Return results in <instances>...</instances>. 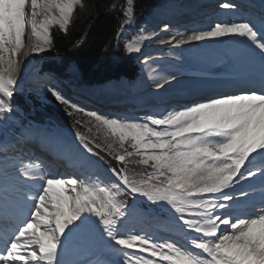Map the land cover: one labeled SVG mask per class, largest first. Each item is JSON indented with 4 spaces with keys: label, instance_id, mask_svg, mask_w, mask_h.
<instances>
[{
    "label": "snow or ice",
    "instance_id": "6c2138e0",
    "mask_svg": "<svg viewBox=\"0 0 264 264\" xmlns=\"http://www.w3.org/2000/svg\"><path fill=\"white\" fill-rule=\"evenodd\" d=\"M127 4L124 15L130 21L132 0ZM78 6L83 7L82 0H0V120L13 111L10 98L22 71L17 57L27 38L29 14L37 38L31 53H40L53 44L54 27L68 31ZM223 37L238 44L242 60L259 63V87L134 118L87 110L55 87L49 90L67 106L69 116L95 121L97 131L112 140L108 155L120 167L109 165L101 172L99 162L91 159L98 155L94 140L80 131L75 136L89 156L65 147L67 158L78 161L79 175L49 172L36 179L41 165H22L20 175L34 180L32 195L14 204L0 202V264H62L59 250L66 240L94 233L121 253L120 264H264V18L219 19L207 30L186 37L178 33L169 43L181 47ZM149 38L129 39L125 48L138 52L141 40ZM130 163L152 171L130 178ZM257 177L259 201L253 195ZM125 193L168 206L183 236L160 240L134 228L128 223ZM241 201L246 208L238 214L234 205Z\"/></svg>",
    "mask_w": 264,
    "mask_h": 264
},
{
    "label": "bare ground",
    "instance_id": "6f19581e",
    "mask_svg": "<svg viewBox=\"0 0 264 264\" xmlns=\"http://www.w3.org/2000/svg\"><path fill=\"white\" fill-rule=\"evenodd\" d=\"M209 4L210 0H178L175 4L166 9H159L153 16H151V19L146 21L147 25L145 28L141 29L139 33H136L135 37L133 35L134 38L150 37L149 39L141 40V49L138 52L143 55V58L144 56L146 58L142 60L143 67L138 77L133 81H129V79L125 77L114 78L107 82L97 83V89L81 88V90L95 96V102H99L102 97L120 101L124 104L126 103L125 101L129 100V98H137L141 99L138 101L139 103H143L141 106H144V104L147 105L150 101L149 99L151 95L159 96L163 100L171 99V102L172 100L178 102L180 101V99L177 98L178 96L184 95V93L187 94L188 91H191L189 93H193L195 91L202 90L200 89L202 86H204V88L211 86L210 93H212L214 90L212 86L220 85L219 83L222 81V79L219 78L221 75L218 76V74L224 70H231L234 74L237 73L239 75H247L251 73L258 74V71L261 70L259 63L242 60L238 53L239 46L231 38L223 37L215 40L193 42L190 45H184L181 47H176L174 43H169L171 37L177 36L178 33L184 34L186 37L191 34V31L193 30H207V25L211 22L219 19H232L242 15V12L237 11L235 8L224 9L222 7L219 11H215L216 5H212L210 9H208L207 7L210 6ZM186 15L191 16L190 19L182 18ZM28 19L30 25V14ZM165 25L169 26L167 30H165ZM27 31L28 33L25 42H28V40L30 42L29 45H25L24 43L18 53V59L26 57L29 53L30 55L33 54L31 53V48L37 38L31 34L30 27H28ZM174 59H176V62H173ZM25 66L26 63H23L22 69H25ZM169 74H171L170 80L167 78ZM253 78V81H255L256 76H253ZM239 81H241L239 78L232 80V82ZM158 85H160V87H158ZM70 91L72 92L73 90ZM72 93L80 98L81 102L89 103L91 101L85 97L84 94L79 95L75 92ZM191 97L192 96H185L183 100H189ZM203 99L199 101H202ZM152 106V104H148V107L152 108ZM175 107L177 106L174 103L166 105L165 101L162 102V100H160L158 101L157 108H155L156 110L147 109L145 111H141L140 113H135L134 115L143 117L147 114L155 112L166 113V111ZM121 111H125V108L122 107ZM127 115H131V113H126L120 117H127ZM65 143L63 145L57 142L59 149L63 150V155L66 156L65 147L67 145ZM37 145L40 146L39 144ZM70 145L73 146L77 144L76 142H72ZM17 146H23V144ZM80 148L81 147L78 149L80 150ZM72 150L77 153L75 149ZM80 154L84 156L82 152H80ZM45 156H48L47 153H45ZM49 160H51V158H43L45 163L49 162ZM16 167L17 170L15 171H0V184H3V186L13 185V187L11 186V190L0 185V202L7 200L9 203L14 204L16 202H22L26 197H30L32 195L30 189L33 185H30L29 183H31V181L34 182V180L23 178L20 175L21 164L18 163ZM42 170L43 169L40 168L38 171L34 172L36 179L40 176L47 178V172L44 173ZM68 176L70 177L71 174ZM254 186L257 191L253 195H259V177L256 178ZM243 205V201L234 205L238 214L245 210L246 205L243 209L240 208ZM239 208L241 209L240 211ZM140 217L145 218L146 216L140 215ZM147 222L150 223V220H147ZM158 230L170 231L167 225L162 224L161 228L156 227L151 229V232L157 239H167V237L159 233L156 236V232ZM98 236L99 235L95 233L80 234L79 238L81 240L79 243L70 242L71 238L66 240L62 249L59 250V259L63 256H67L64 254L67 253V251L64 250L69 251L71 250V246H73V249L77 246V249L73 252V254H68L70 261L73 262L76 261V259H79L80 252L83 251L86 254V260L84 262L91 261L93 264H97V261H100L97 254L103 255L100 252L104 249L106 250V248H104L105 245L102 244V240L95 239L98 238ZM73 237L72 239H74Z\"/></svg>",
    "mask_w": 264,
    "mask_h": 264
},
{
    "label": "trees",
    "instance_id": "16d2710c",
    "mask_svg": "<svg viewBox=\"0 0 264 264\" xmlns=\"http://www.w3.org/2000/svg\"><path fill=\"white\" fill-rule=\"evenodd\" d=\"M164 0H134V12L145 18L153 7ZM126 0H82L83 7H77L72 24L65 33L54 27L53 44L40 63V69L56 70L68 76L66 69L70 61L79 67L85 82H97L111 77L127 75L131 78L138 74L134 57L122 45H117V37L124 21ZM61 56L63 61H59ZM40 56H36V59ZM14 104L21 106L29 116L43 122H50L67 128L71 132H82L94 140V150L113 165L119 164L108 155V145L112 140L103 131H97L95 124L88 123L89 118L82 114L68 115L67 106L60 104L49 93L33 94L15 91L11 97ZM80 121V125H77ZM91 129V131H89ZM106 138V140H105ZM99 144V148H95ZM116 145L113 144V149ZM130 171L144 173L141 165L130 163ZM128 199L132 195H123ZM143 205H146L143 203Z\"/></svg>",
    "mask_w": 264,
    "mask_h": 264
},
{
    "label": "rangeland",
    "instance_id": "374dc122",
    "mask_svg": "<svg viewBox=\"0 0 264 264\" xmlns=\"http://www.w3.org/2000/svg\"><path fill=\"white\" fill-rule=\"evenodd\" d=\"M178 0H164L162 3H159L160 6H155L153 7V9L151 10V12L149 14H147L145 18L143 17H139L135 14L134 12V0H132V9H133V15H132V19L130 21H127V18L125 17L124 15V21H123V24L121 26V30L118 34V37H117V45H122L124 46L125 48V44L129 41V39H132L134 38L136 35V33H139V31H141V29L145 28V26L147 25L146 24V21L151 19V16H153L159 9H166L170 6H172L173 4H175ZM128 7V4H127V0L125 2V5H124V11L127 9ZM214 7V6H213ZM217 11H219L217 9ZM191 17V16H189ZM185 19V16L182 17ZM159 22V21H158ZM140 25V26H139ZM58 27V26H57ZM53 30V29H52ZM29 31V30H28ZM27 31V33H28ZM132 32V33H131ZM134 35V37H133ZM29 40L28 42H25V45H29ZM50 49V48H49ZM49 49L43 51V52H40V53H33L30 55V53L26 56V57H23V58H20L19 61L21 62V64L23 63H26V66H25V69H22V71H20L18 73V76H19V80H18V84L16 86V89L15 91L17 90H28L29 92L33 93V94H39V95H42V98H43V95L46 93V92H49L51 94V92L49 91L50 88L48 87L47 84L45 83H39L38 82H33L31 84L30 80L33 79L35 76H36V71H38V66L40 65L41 63V60H43V58H46V53L49 51ZM126 49V48H125ZM128 52V51H127ZM134 58L136 57L139 65L142 64V60L145 59L146 57L144 56L143 58V55L140 54L139 52H129ZM36 56H40V58L36 59ZM59 61H63L62 60V57L61 56H57V58ZM141 63V64H140ZM66 72L69 74V80L74 82L75 84L77 85H81V83L83 82L84 78H83V75L79 69V67L77 66V64L74 62V61H70L68 63V66H67V69H66ZM141 73V72H140ZM40 76V75H38ZM42 81V80H40ZM131 81V80H130ZM88 87L89 89H94L96 87V85H85V88ZM87 88V89H88ZM14 91V92H15ZM65 95V94H64ZM66 97H69L71 98L69 95H65ZM75 102V101H73ZM10 103H11V100H10ZM77 103V102H76ZM12 105V103H11ZM13 111L3 120H0V140L2 138H4V136H7V137H13L14 135L17 134V130L19 131V128H23L21 127L20 125L21 124V119L26 115V112L24 111L23 108L19 107V106H13ZM87 110H90V109H87ZM41 122V121H40ZM43 122V121H42ZM43 123H50V122H43ZM93 124H95V121H93ZM63 129H67V128H63ZM97 130V129H96ZM67 132H70V130H66ZM106 140V138H105ZM78 145V144H77ZM81 145V144H80ZM82 148V147H81ZM97 152V151H96ZM100 156V155H99ZM102 160L104 159L106 161V163L108 162L107 159H105L104 157H101ZM103 160V161H104ZM118 167H120V165H118ZM142 168L144 169V173L146 172H150L152 171L151 168H147L146 166H142ZM144 173H140L139 171H130L128 170V174L130 176V178H133L135 177L136 179H140L142 177V175ZM107 179L111 180V177H108ZM124 195V194H123ZM122 195V199H124L126 202H127V206L129 208V211H133L134 209L132 207H130L129 205V201L133 200L134 198L137 200V201H145L146 198L143 197V196H140V195H136V196H133L132 199L128 200L126 197H124ZM163 207H167L165 204H161ZM136 211V210H135ZM79 235H74V239H70V242H80V238H79ZM98 235V234H97ZM95 239H98V240H102V244H104V248L107 246V247H111L108 242H107V239L106 238H101L100 236H98V238H95ZM97 240V241H98ZM71 244V243H70ZM62 249V247L60 248ZM77 249V246L74 247L73 249V246H71V250H64V251H67V253H64L66 254L67 256H63L62 258H60L62 264H67L68 263H77L81 260H83V258H85L86 254L81 251L80 252V255H79V259H76V261H70L69 260V253L73 254V252ZM113 250V249H112ZM87 251V250H86ZM103 251V250H102ZM84 254H83V253ZM82 253V254H81ZM84 255V256H83ZM99 256V254H97ZM112 255V254H110ZM104 256V255H102ZM114 256V255H112ZM71 257V256H70ZM100 257V256H99ZM65 258H68V259H65ZM118 258V257H117ZM103 259L107 260L106 258L103 257ZM120 259V258H119ZM67 260V262H66ZM116 260V259H115ZM110 261V260H108ZM112 262V261H110ZM112 264H120V263H117V262H112Z\"/></svg>",
    "mask_w": 264,
    "mask_h": 264
}]
</instances>
